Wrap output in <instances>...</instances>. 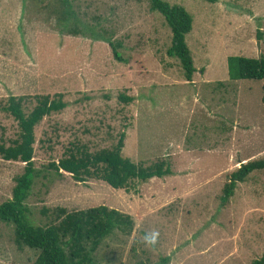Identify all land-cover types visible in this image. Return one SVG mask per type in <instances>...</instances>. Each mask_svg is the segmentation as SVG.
Here are the masks:
<instances>
[{
    "label": "rangeland",
    "instance_id": "obj_1",
    "mask_svg": "<svg viewBox=\"0 0 264 264\" xmlns=\"http://www.w3.org/2000/svg\"><path fill=\"white\" fill-rule=\"evenodd\" d=\"M163 1L192 17L191 81L167 56L170 29L148 0H0V107L11 96L28 98L26 112L38 95L61 94L66 103L34 130L29 222L45 227L57 223V208L106 206L134 227L105 238L93 264H250L264 251V170L237 184L226 206L219 197L241 164L264 160V79L229 80L226 60L264 56V0ZM121 133L124 158L164 160L172 175L124 191L48 169L74 145L110 149ZM17 134L0 110V140L9 145ZM23 171L0 159V205ZM153 232L155 245L145 240ZM14 236L0 221V264H35L38 252Z\"/></svg>",
    "mask_w": 264,
    "mask_h": 264
},
{
    "label": "trees",
    "instance_id": "obj_2",
    "mask_svg": "<svg viewBox=\"0 0 264 264\" xmlns=\"http://www.w3.org/2000/svg\"><path fill=\"white\" fill-rule=\"evenodd\" d=\"M214 2L215 0H207ZM150 9L159 13L171 32V44L167 56L179 61L186 81H191L196 69L186 36L192 31L191 15L181 6H170L163 0H148ZM262 34H257L261 40ZM116 61L123 62L117 46L110 44ZM227 74L232 81H262L264 79V56L257 59L242 56L227 58ZM27 97L11 96L0 110L7 113L17 124L16 139L6 145L0 140V159L21 162L24 171L15 178V186L10 200L0 205V221L12 224L15 230L14 242L18 247H26L38 252L35 264H93V254L101 242L113 232L130 235L134 222L130 215L106 206L67 212L56 209L57 223L40 227L29 222L28 208L25 204L33 181L37 175L34 167L35 127L54 113L66 108L61 94L34 97L35 105L25 111ZM124 102L131 99L120 96ZM261 102L264 106V86ZM125 134L121 133L116 144L110 149L91 153L85 146H73L65 152L58 162L49 163L48 169L61 175L69 174L79 183L99 180L114 190L127 191L133 184L146 183L152 179H162L172 175L170 165L157 161L150 165L134 163L122 156ZM264 170V160L248 161L240 165L228 178L219 197L221 206H226L233 197L237 184L244 183L256 171ZM163 259L156 264H166ZM250 264H264L262 255Z\"/></svg>",
    "mask_w": 264,
    "mask_h": 264
},
{
    "label": "clouds",
    "instance_id": "obj_3",
    "mask_svg": "<svg viewBox=\"0 0 264 264\" xmlns=\"http://www.w3.org/2000/svg\"><path fill=\"white\" fill-rule=\"evenodd\" d=\"M159 236L158 232H153L152 233V238L149 239L147 236L145 237V240L147 241L148 244H152L155 245V243L157 242V238Z\"/></svg>",
    "mask_w": 264,
    "mask_h": 264
},
{
    "label": "water",
    "instance_id": "obj_4",
    "mask_svg": "<svg viewBox=\"0 0 264 264\" xmlns=\"http://www.w3.org/2000/svg\"><path fill=\"white\" fill-rule=\"evenodd\" d=\"M257 49H258V50L260 49L259 43H257ZM258 58H259V57H258Z\"/></svg>",
    "mask_w": 264,
    "mask_h": 264
}]
</instances>
